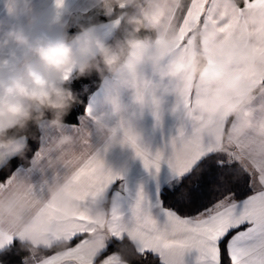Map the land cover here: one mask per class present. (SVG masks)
<instances>
[{
    "label": "crops",
    "instance_id": "0c3cea01",
    "mask_svg": "<svg viewBox=\"0 0 264 264\" xmlns=\"http://www.w3.org/2000/svg\"><path fill=\"white\" fill-rule=\"evenodd\" d=\"M53 0H0V18L12 22L24 23L31 15L42 16L45 23L50 20ZM12 6L15 15H7V7ZM71 14L66 18L67 31L81 20L100 14L101 8L94 6V0H67ZM164 27L175 34L178 43L170 48L168 59L177 57L187 59V52L202 46L223 44L229 51L248 57L247 62H233L227 65L230 73L245 72V83L254 85L251 103L246 105L254 110L253 119L264 118V0H178L173 6ZM138 12V9H136ZM139 13V12H138ZM108 19L96 23L101 34L107 40L116 30ZM214 38L209 40V36ZM157 32L154 38L155 40ZM218 57H213V61ZM256 66V71H247V63ZM142 72L154 81L158 79L151 65H143ZM71 77V76H70ZM69 77V78H70ZM113 86L111 81L102 82L89 95L84 114L78 123H63L57 128L42 122L39 126V147L31 158L29 165L15 168L0 183V199H10L18 182H23L29 191L30 207L25 218L33 215L38 202L48 199L52 189L62 188L66 195L75 197L78 214L87 217L95 205H102L106 210H115L111 235L104 241H96L87 236L83 245L88 257H99L105 245L113 240L114 231L128 239L139 251L150 245L137 233L133 221V211L138 195L142 194L145 205L151 215L160 223L165 220L164 207L160 199L163 186L175 180L167 160L174 151H185L191 145L205 147L220 152L214 137L220 131L235 127L233 118L222 119L219 116H208L199 110L197 99L203 95L204 85L199 80L187 84L177 78L170 83L174 91L163 94L159 91L146 93L140 100L133 97L130 91L121 92V101L129 107L123 119L113 115L111 107L104 103V98ZM116 128L118 136L124 141L108 151H103L108 130ZM63 137H69L68 144L57 147ZM264 143V139L249 130L227 154L234 156L239 165L255 177L258 168L264 167V155L255 156V149ZM99 150V154H98ZM138 151L162 156L159 172L146 169L142 160L136 156ZM1 168V167H0ZM109 174L120 176L113 185L107 183ZM255 187L259 189V184ZM75 218L74 222L58 221L55 217L49 224L61 234V242H68L67 232L78 223H85ZM17 231L11 228H0V249H5L19 240ZM20 241V240H19ZM60 242V243H61ZM79 243V239L75 242ZM59 244V243H58ZM29 245V244H28ZM70 246L40 255L33 248L24 264H46L47 258L65 252ZM32 247V246H31ZM118 258V264H128L116 252H109ZM195 253L189 255L187 249L178 246L174 241L163 249L159 260L164 264H193Z\"/></svg>",
    "mask_w": 264,
    "mask_h": 264
},
{
    "label": "clouds",
    "instance_id": "9594fccd",
    "mask_svg": "<svg viewBox=\"0 0 264 264\" xmlns=\"http://www.w3.org/2000/svg\"><path fill=\"white\" fill-rule=\"evenodd\" d=\"M177 3L178 0H94V6L101 8L105 16L114 17L109 21L111 26L124 22L132 27L133 34L142 29L157 32L155 40L132 35L119 50L108 43L91 17L87 23H77L78 31L69 35L66 18L71 11L67 0H53L47 23L39 15L29 16L27 26L0 18V167L12 157L23 155L30 125L47 122L57 128L62 126L63 116L76 102L66 87L69 77L93 70L101 75L102 82L113 83L104 103L121 119L129 111L121 101L122 91H130L140 100L146 93L169 94L174 91L170 83L177 78L189 85L199 80L204 85L203 95L196 101L199 110L210 117H234L237 121L235 127L215 135L221 153L227 154L250 129L264 139V118L254 121V110L246 106L251 103L254 85L245 83V72L230 73L227 68L233 62H247L248 57L227 50L223 44H213L188 51L186 60L177 57L164 62L170 48L178 43L177 36L164 27ZM6 7L7 15L14 16V8ZM130 8L138 9L139 14L129 12ZM213 38L211 34L209 40ZM213 57L218 59L213 61ZM143 65H151L158 79L147 77L141 70ZM247 71H256V66L248 62ZM69 142V137H63L57 147ZM123 143L117 129L111 128L103 151ZM261 155L264 143L255 149V156ZM29 191L23 182H18L12 198L0 199V228L18 230L22 244L50 249L61 242V234L51 227L48 216L51 213L58 221L74 222L78 214L75 197L64 194L62 188L52 189L48 199L38 202L33 215L26 219ZM114 215L115 210L109 212L95 205L89 214L87 236L96 241L109 238Z\"/></svg>",
    "mask_w": 264,
    "mask_h": 264
},
{
    "label": "snow or ice",
    "instance_id": "6c2138e0",
    "mask_svg": "<svg viewBox=\"0 0 264 264\" xmlns=\"http://www.w3.org/2000/svg\"><path fill=\"white\" fill-rule=\"evenodd\" d=\"M146 169L160 170L162 156H154L148 152L138 151L136 154ZM239 161L229 154H219L205 147L191 145L185 151H174L167 164L175 176V183L170 188V196L176 197V203L184 199L181 192L183 182L199 170L198 183L188 192V199H195L196 193L203 181L215 184L218 199L210 205L195 211V215L178 214L175 208L164 209L165 220L158 222L145 205L142 194L138 195L134 211L133 223L138 235L150 246L139 250V254L147 259L152 255L160 259L163 249L174 241L179 247L187 249L189 255L195 253L193 264H264V167L258 168L255 177L245 170L240 177L235 165ZM120 176L109 174L107 183L113 185ZM5 182L0 179V183ZM244 182L246 192L238 191V185ZM259 184V189L255 187ZM54 219L49 214L48 220ZM85 223H78L67 232L69 247L59 255L47 258L46 264H97L99 257H88L83 245L88 241L82 239L87 232V217L83 214L77 217ZM119 221V217H114ZM79 239V243L75 241ZM123 239L114 231L113 240L108 242L100 253L103 259L99 264H118V258L109 254L116 242ZM15 241L8 247L12 249ZM8 264H16V255L7 254L0 249V264L4 258ZM160 264H164L160 260Z\"/></svg>",
    "mask_w": 264,
    "mask_h": 264
},
{
    "label": "trees",
    "instance_id": "16d2710c",
    "mask_svg": "<svg viewBox=\"0 0 264 264\" xmlns=\"http://www.w3.org/2000/svg\"><path fill=\"white\" fill-rule=\"evenodd\" d=\"M237 1L240 2V0ZM128 11L139 14L136 9L130 8L128 9ZM91 18V22L101 23L114 17L96 14L91 16ZM81 22L87 23L89 22V19L81 20L78 23ZM75 25L68 30L69 35L75 34L78 31V28ZM132 35H136L140 38L152 39L155 37L156 31L142 29L139 33L133 34L132 27L130 25H127L124 22H120L116 30L107 39V41L113 46L114 49L119 50V47L123 46L124 41L127 38H130ZM105 75H107V73H105ZM101 81V75L95 70H93L90 74H85L83 76H71L68 79L66 87H68L70 91L74 94L76 102L71 105V107L67 110L66 115L63 116V123H78L80 117L85 112L89 95L99 86ZM48 118H51V114H48ZM25 135L27 136V148L25 149L23 155H17L12 157L11 159L7 160L3 167L0 168V179H6L11 174V172L17 167L29 165L32 156L39 147V126L36 124L30 125ZM217 153L223 154L221 152ZM235 170L240 177L244 176L245 169H243L239 164L235 165ZM198 176L199 170H197V172H194L189 179L183 182L181 186V192L184 194V199L180 200L179 203L175 202L177 199L176 197L170 196V188L175 183V180L163 186L160 191V199L162 205L168 209L175 208V210L180 215L189 216L195 215V211L197 209L214 203V201L219 198L216 190V185L208 184L207 181L200 182L201 187L196 193L194 201L188 199V192L198 183ZM238 191L246 192V184L244 182H241L238 185ZM14 241L15 244L12 249L6 247L5 249H3V251L5 252V254H7L9 251L14 252L17 258L16 264H24L25 258L31 254L33 248L27 243L22 244L19 240ZM72 244L73 243H70V241L61 242L50 249L39 248L37 249V252L40 255H46L53 251H57L64 247L70 246ZM109 252L118 253L122 260H124L128 264H160V260L153 258V256L150 254L148 255L147 259L141 256L139 254V251H137L133 244L126 238H123L120 242H116L114 244V247L111 248ZM4 264H8L6 256L4 258Z\"/></svg>",
    "mask_w": 264,
    "mask_h": 264
}]
</instances>
